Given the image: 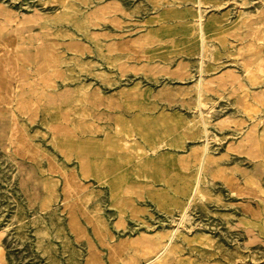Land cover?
Wrapping results in <instances>:
<instances>
[{
    "label": "rangeland",
    "instance_id": "1",
    "mask_svg": "<svg viewBox=\"0 0 264 264\" xmlns=\"http://www.w3.org/2000/svg\"><path fill=\"white\" fill-rule=\"evenodd\" d=\"M0 264H264V0H0Z\"/></svg>",
    "mask_w": 264,
    "mask_h": 264
},
{
    "label": "bare ground",
    "instance_id": "2",
    "mask_svg": "<svg viewBox=\"0 0 264 264\" xmlns=\"http://www.w3.org/2000/svg\"><path fill=\"white\" fill-rule=\"evenodd\" d=\"M200 84V83H199ZM198 89V88H197ZM202 198V197H201ZM189 204V203H188Z\"/></svg>",
    "mask_w": 264,
    "mask_h": 264
}]
</instances>
